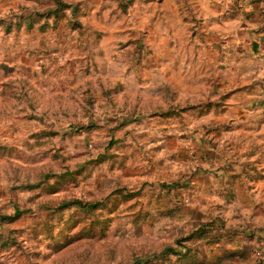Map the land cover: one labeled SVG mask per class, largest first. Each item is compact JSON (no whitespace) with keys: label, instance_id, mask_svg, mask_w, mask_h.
Returning a JSON list of instances; mask_svg holds the SVG:
<instances>
[{"label":"rangeland","instance_id":"374dc122","mask_svg":"<svg viewBox=\"0 0 264 264\" xmlns=\"http://www.w3.org/2000/svg\"><path fill=\"white\" fill-rule=\"evenodd\" d=\"M245 13L0 0V264H264Z\"/></svg>","mask_w":264,"mask_h":264},{"label":"crops","instance_id":"0c3cea01","mask_svg":"<svg viewBox=\"0 0 264 264\" xmlns=\"http://www.w3.org/2000/svg\"><path fill=\"white\" fill-rule=\"evenodd\" d=\"M232 1V2H231ZM231 6L236 5V7H242L243 10L249 11L250 14L246 16L245 20L248 22L250 20L257 23L256 26L260 27L259 32H253L252 34H245V41L248 42L249 52H247V56H241L239 54L240 61H238L236 66L240 69L242 65V69L245 72L246 76V86H247V96L245 99L249 100L252 103L253 110L246 114L248 120L251 121H259L260 124L256 122L251 124V131L253 135L258 132L260 136H264V0H230ZM263 10V11H261ZM262 13H261V12ZM259 23V24H258ZM251 24V22L249 23ZM252 25H254L252 23ZM247 38V39H246ZM240 39V38H239ZM244 57V58H243ZM246 100V101H247ZM259 118V120H257ZM260 154L264 152V145L260 147ZM254 153L250 156L249 165H246V170L248 172L245 173V176H249L252 180H263L264 176L256 177L255 170H260L261 172L264 168V156L260 157L259 160H254ZM260 165V167H258ZM254 171V174H252ZM264 173V171H263Z\"/></svg>","mask_w":264,"mask_h":264}]
</instances>
